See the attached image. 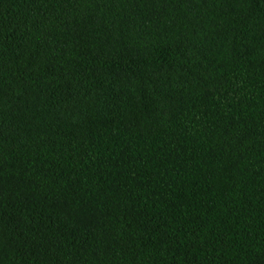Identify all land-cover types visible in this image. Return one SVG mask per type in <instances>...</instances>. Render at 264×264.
Listing matches in <instances>:
<instances>
[{
    "label": "trees",
    "instance_id": "1",
    "mask_svg": "<svg viewBox=\"0 0 264 264\" xmlns=\"http://www.w3.org/2000/svg\"><path fill=\"white\" fill-rule=\"evenodd\" d=\"M0 264H264V0H0Z\"/></svg>",
    "mask_w": 264,
    "mask_h": 264
}]
</instances>
